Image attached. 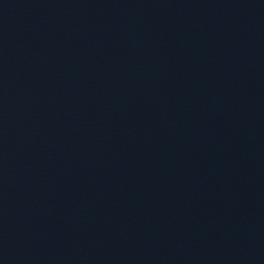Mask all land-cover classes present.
<instances>
[{"label": "water", "instance_id": "1", "mask_svg": "<svg viewBox=\"0 0 264 264\" xmlns=\"http://www.w3.org/2000/svg\"><path fill=\"white\" fill-rule=\"evenodd\" d=\"M0 264H264V0H0Z\"/></svg>", "mask_w": 264, "mask_h": 264}]
</instances>
